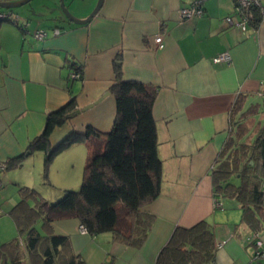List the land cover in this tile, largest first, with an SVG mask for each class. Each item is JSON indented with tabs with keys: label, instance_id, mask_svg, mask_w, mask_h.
I'll list each match as a JSON object with an SVG mask.
<instances>
[{
	"label": "crops",
	"instance_id": "obj_1",
	"mask_svg": "<svg viewBox=\"0 0 264 264\" xmlns=\"http://www.w3.org/2000/svg\"><path fill=\"white\" fill-rule=\"evenodd\" d=\"M192 1L103 0L89 22L77 24L63 16L56 0H34L16 11L29 33L0 22V162L23 153L42 131L46 114L71 98L81 111L52 131L51 144L87 124L108 131L115 118L109 86L117 53L124 78L155 87L152 112L162 172L158 196L144 207L153 216L151 228L143 244L134 247L113 240L110 232H83L75 218L53 221L52 231L68 236L72 251L86 264H155L176 226L202 219L215 247L224 241L208 264H254L256 244L247 238L255 227L264 243V222L243 213L234 197L218 198L221 206H213L210 175L229 125L241 111L255 106L251 125L264 129V21L245 30L228 24L226 16L237 18L233 0H202L201 15L180 20L179 9ZM82 2L73 11L78 18L89 14L95 0ZM54 26L61 28L57 35L38 39L31 34ZM158 32L162 48L153 46ZM224 51L230 63L212 61ZM71 62L81 64V79H69ZM240 93L244 99L232 111ZM85 150L81 142L71 144L53 158L46 177L41 151L26 155L17 168L0 171V243L17 235L9 210L20 199L18 187L33 186L46 200L52 192L45 183L74 188ZM37 226L43 232L40 221Z\"/></svg>",
	"mask_w": 264,
	"mask_h": 264
},
{
	"label": "trees",
	"instance_id": "obj_2",
	"mask_svg": "<svg viewBox=\"0 0 264 264\" xmlns=\"http://www.w3.org/2000/svg\"><path fill=\"white\" fill-rule=\"evenodd\" d=\"M253 11L249 22L256 24L262 16L256 8ZM71 66L80 74L76 79H81V64L71 62ZM112 69L109 90L115 98V118L108 131L87 124L51 144L52 131L75 110L71 98L46 114L42 131L23 153L1 162V171L14 169L26 155L41 151L46 177L58 153L75 142L86 148L79 189H63L58 199L48 201L34 187H18L20 199L9 210L17 235L0 243V264H86L72 251L68 236L52 231L51 224L58 219L75 218L88 234L110 232L113 240L129 246H141L146 239L153 216L144 207L158 196L162 172L152 112L156 91L149 83L123 77L119 53ZM243 99L244 95L238 94L231 110L236 112ZM254 109L249 106L230 123L210 175L215 198L234 197L243 213L264 222V193L260 189L264 180V129L251 125ZM39 221L43 232L37 226ZM258 231L255 227L249 238ZM256 239L248 240L255 243ZM215 249L213 232L202 219L190 227L176 226L155 264H208Z\"/></svg>",
	"mask_w": 264,
	"mask_h": 264
},
{
	"label": "built area",
	"instance_id": "obj_3",
	"mask_svg": "<svg viewBox=\"0 0 264 264\" xmlns=\"http://www.w3.org/2000/svg\"><path fill=\"white\" fill-rule=\"evenodd\" d=\"M234 2V9L233 14L237 15L236 20L232 19V16L228 15L225 17V21L228 24H234L237 27H239L241 30H245L247 27V24H249L250 20L254 16L253 9L256 8L257 12L262 16V21H264V1L262 0H233ZM202 0H193L189 5L180 8L178 13V18L180 20H183L185 18H189L191 16H199L202 14ZM6 21L10 22L16 27H18L23 34L29 33V29L27 28V22H25L18 14L12 12L10 9H0V22ZM50 30V31H49ZM46 28H37L34 31L31 32L33 37L38 39H43L47 37L49 34L51 35H57L61 32V28L58 26H54L50 29ZM153 46L156 48H162L164 46V40H163V34L162 33H156L153 36ZM212 61L214 62H231V55L228 51H224L221 53H217L212 57ZM80 76L79 72L74 70L73 68L69 72V79H76ZM3 169V165L0 162V171ZM1 187V184H0ZM260 189L262 193H264V180L261 182ZM213 206L220 207L221 201L218 198H215L213 201ZM80 230L83 232H86L85 227H83L81 224L79 225ZM254 237H257L255 240L256 249L253 253V260L254 264H264V243L258 238V233L255 232ZM252 236V238H253ZM250 238H247V240ZM224 241L216 243V247L222 246Z\"/></svg>",
	"mask_w": 264,
	"mask_h": 264
},
{
	"label": "rangeland",
	"instance_id": "obj_4",
	"mask_svg": "<svg viewBox=\"0 0 264 264\" xmlns=\"http://www.w3.org/2000/svg\"><path fill=\"white\" fill-rule=\"evenodd\" d=\"M56 1H57V6H58V8L61 10V8H60V0H56ZM32 2H34V0H29V1L23 3V4L19 5V6H16V7L11 8L10 10L16 12L17 10H19V8H20V9H23L25 6H28V5L31 4ZM63 2H64V6L67 8V10L69 11V13H71L73 16H75V15L73 14L74 9H76V8L80 9L81 6H84V3L82 2V0H75L74 4H70V0H63ZM96 2H97V0H95L94 5H93V7L91 8V10H92V9L94 8V6L96 5ZM75 4H76V7L74 8V5H75ZM91 10H90V11H91ZM61 11H62V10H61ZM77 11H78V10H77ZM16 13H17V12H16ZM17 14L19 15V13H17ZM63 16H64V15H63ZM84 147H85V145H84ZM85 149H86V148H85ZM85 158H86V150L83 152V165H82V172H81V176H80V181H79V183H78L77 186H75L74 188H68V189H74V190L79 189V187H80V185H81V181H82V173H83V167H84V163H85ZM25 186H28V185H25ZM44 186H47L46 189H47L48 191H51V192H52V194H51V198H49V200L52 199L51 201H55L56 199H58V198L60 197V194H61V190H62V188L59 187L57 184L45 183ZM29 187H33V186H29ZM49 200H48V201H49Z\"/></svg>",
	"mask_w": 264,
	"mask_h": 264
},
{
	"label": "water",
	"instance_id": "obj_5",
	"mask_svg": "<svg viewBox=\"0 0 264 264\" xmlns=\"http://www.w3.org/2000/svg\"><path fill=\"white\" fill-rule=\"evenodd\" d=\"M27 1H29V0H0V8L1 9H11V8L19 6V5H21V4H23V3L27 2ZM102 2H103V0H97L96 5L94 6V8L84 18H78L76 16H73L71 13H69L67 8L64 6L63 0H60V8L62 10L61 12L63 13V15L69 21H72V22L77 23V24H85V23L90 21V19L93 17L94 14L97 13V11L101 7ZM107 93L108 92H106V94ZM101 98L102 97H100L96 102H98ZM89 106H92V104H90ZM83 109H85V108H83ZM80 111H81V109L75 110L73 113H71V116L76 114V113H79Z\"/></svg>",
	"mask_w": 264,
	"mask_h": 264
}]
</instances>
